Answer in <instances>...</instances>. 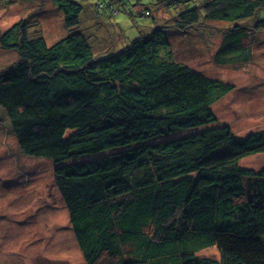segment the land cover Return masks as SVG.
I'll list each match as a JSON object with an SVG mask.
<instances>
[{"label": "trees", "instance_id": "trees-1", "mask_svg": "<svg viewBox=\"0 0 264 264\" xmlns=\"http://www.w3.org/2000/svg\"><path fill=\"white\" fill-rule=\"evenodd\" d=\"M50 1L70 31L62 40L47 44L29 19L0 34V48L16 54L0 71V126L21 157L51 163L84 263L264 264V167L240 165L264 154V129L236 137L211 110L233 86L173 59L166 27L150 15L156 0L136 4L151 20L147 35L105 56L92 30L99 15L76 0ZM168 8L182 35L206 21L226 25L216 30L217 67L249 63L264 34L261 0ZM213 247L219 261L197 256Z\"/></svg>", "mask_w": 264, "mask_h": 264}, {"label": "rangeland", "instance_id": "rangeland-1", "mask_svg": "<svg viewBox=\"0 0 264 264\" xmlns=\"http://www.w3.org/2000/svg\"><path fill=\"white\" fill-rule=\"evenodd\" d=\"M76 1L99 15L101 29L92 26V30L103 52L100 56H105L108 49L118 51L139 35L148 33L145 25L151 20L138 15L140 8L136 4L148 7L153 0ZM156 3L159 9L151 6L154 13L150 15L166 27L173 59L233 86V90L211 108L219 123L216 126H229L236 137L264 129V34L250 45L252 60L249 63L239 67H217L212 56L220 47L222 36L216 30L225 29L226 25L206 21L201 30L182 35L172 29L177 14L168 8L169 0H156ZM111 5L121 13L111 15ZM90 10L85 13L88 17L92 15ZM23 19L39 22L40 30L36 29L33 34L40 31L49 45L70 33L64 26L62 13L50 0H13V4L5 6L0 2V34ZM87 26L85 21L81 22L79 29ZM15 60V52L0 48V71L6 70ZM11 138L0 126V264H85L74 246L68 216L54 184L51 163L21 157ZM240 165L257 171L264 167V154L247 157ZM18 181L17 186L11 183ZM197 256L221 259L215 247L204 249Z\"/></svg>", "mask_w": 264, "mask_h": 264}]
</instances>
